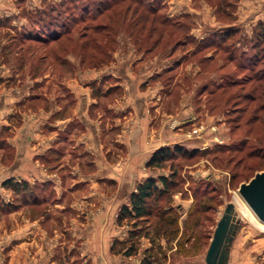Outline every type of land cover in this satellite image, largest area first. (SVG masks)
Segmentation results:
<instances>
[{"label":"rangeland","instance_id":"rangeland-1","mask_svg":"<svg viewBox=\"0 0 264 264\" xmlns=\"http://www.w3.org/2000/svg\"><path fill=\"white\" fill-rule=\"evenodd\" d=\"M60 1L0 0V93L8 96L7 103L12 105L0 127V165H11L15 149L10 140L30 115L39 124L45 114L49 118L51 110L54 123L68 121L54 137L55 143L63 144L54 143L56 148L45 152L49 157L46 165L53 167L47 172L52 181H27L32 189L24 193L4 186L14 177L0 184V264H139L145 249L152 245L156 264H205L225 206L235 203L241 182L264 170V111H257L263 118L248 126L247 119L255 114L254 103L248 105L241 96L252 84H259L251 77L263 65L253 66L252 58L264 47L255 38L258 31H264L260 27L264 0H142L167 19L164 24L157 23L152 32L150 23L139 19L140 14L138 21L127 18L135 14L134 8L127 17L112 11L93 20L98 0H79L77 5L63 8L58 6ZM52 7L55 10L50 12ZM65 8L72 13L71 20L77 16L85 19L77 29L89 31L86 35L97 40L93 55L99 59L94 67H81L80 47L35 41L36 30L51 22L50 18L42 21L40 11L53 17L62 14L60 22L72 26L71 20L64 19ZM103 23L109 25L110 34L96 32L102 31L99 25ZM150 32L153 35L148 36ZM226 33L231 34L223 41ZM83 91L90 93L88 118L96 120L101 113L103 127L115 122L117 134L128 120L118 108L128 106L129 100L135 109L141 95L151 93L153 108L160 106L164 120L181 136L168 146L179 145L187 153L197 151L191 157L175 156L161 169L150 170L145 165L151 177L178 170V186L160 202L179 213V232L174 238L157 236L152 225L150 235L139 239L135 255L116 253L121 245L112 249L113 242L126 240L131 230V224L116 221L129 194L113 216L116 233L111 235L107 228L104 243L94 242L92 225L97 207L88 203L87 184L78 183L75 176L77 166L85 173L93 170L87 163L90 158L77 159L84 154L80 138L88 132L77 115ZM116 101L122 102L117 111L113 108ZM154 110L151 113L155 114ZM247 138L249 146L243 153L235 151ZM112 144L117 148L121 145L117 140H111ZM100 183L103 194L114 190V186L109 190L105 182ZM200 201L206 210L191 218L190 211ZM235 212L239 227L227 264H264V229L237 206ZM99 215L104 226L103 213ZM28 220L37 221L35 229ZM18 233L23 237L13 239ZM18 242L22 243L17 254L13 250Z\"/></svg>","mask_w":264,"mask_h":264},{"label":"crops","instance_id":"crops-1","mask_svg":"<svg viewBox=\"0 0 264 264\" xmlns=\"http://www.w3.org/2000/svg\"><path fill=\"white\" fill-rule=\"evenodd\" d=\"M109 72L111 73V71ZM89 85H91L90 81H87L85 84L86 88H89ZM0 95L1 127L6 123L12 105L7 103L8 96L6 97L5 94L1 93ZM128 95L131 99L132 93L130 92ZM152 96L149 92L142 94L141 98L137 101V108L135 109L129 100H126L128 106L118 108L120 111L124 110L126 114L124 113L123 119L128 120L124 123L120 134H117L118 124L115 122L111 124L107 123L103 127L102 121L105 118L101 113L95 117L96 120H90L88 118L87 111L91 100L90 93L87 91L81 92L77 115L88 132L80 138L78 144L83 147L84 154H82V157H80L81 154L78 155L79 157L77 156V159L90 158L91 160L87 161V163L92 164L93 170L91 173H85L83 168L77 166L78 169L75 176L78 179V183L85 182L87 184L90 190L86 195L87 199H89L88 203L97 207L94 213L97 212L98 214L96 213L93 218L92 225L94 228L93 237L95 243L99 241L100 243H104L103 239L108 237V233L106 234L107 228L111 230V235L114 232L116 233L113 216L119 206L126 202L128 195L133 191L136 183L152 176V173L146 169L145 165L155 150L159 147L173 144L179 141V137H181L173 131L174 126L170 128V122L164 120L165 113L163 114L162 109L159 108L160 106L153 108L154 101ZM117 104H122V102H115L113 106L115 111H117ZM50 109L53 110L52 107ZM153 110L155 114L151 113ZM48 116L49 118L45 114L44 119H42L43 121H39V124H37V119L33 116L32 119L30 115L28 121H24L15 130L16 134L10 140L11 145L15 149V155L8 168L0 165V184L8 177L34 182L53 180L51 175L48 176L47 174L53 167L51 165L47 166L38 157H41L48 149L52 152V148H56L54 145V137L58 131H63L68 126V121L60 120L54 123L52 121L54 113L51 110ZM153 117L156 119H153ZM111 140L114 142L116 140L119 141L121 143L119 148L113 144L111 145ZM56 143L63 144V141H57ZM123 150L125 152L124 154L116 153L117 151ZM100 182H105L109 190L110 187L112 188L114 186L112 193H104L107 197H104L105 195L101 191ZM99 213H103L104 219H102V222H105L104 226L101 223ZM28 224L35 229L37 221L28 220ZM28 232H30V229H28ZM19 233L13 239L19 240L23 237ZM20 243L22 242L16 244V246H19H17L18 249L15 247L16 250H13L17 251V254L20 253Z\"/></svg>","mask_w":264,"mask_h":264},{"label":"trees","instance_id":"trees-1","mask_svg":"<svg viewBox=\"0 0 264 264\" xmlns=\"http://www.w3.org/2000/svg\"><path fill=\"white\" fill-rule=\"evenodd\" d=\"M79 0H61L58 6L65 7L66 5H77ZM74 7V6H73ZM53 8V7H52ZM49 9L50 12H53L55 9ZM76 8V7H75ZM96 14L93 20H96L101 15L106 14L109 16L110 12H118V14L124 15L127 17L130 10H133L134 13L127 17L132 22L134 20L138 21L139 19H144L145 22L150 23L151 32L155 29L157 23L164 24L167 22V19L160 17L159 10L148 4L144 3L142 0H98L96 4ZM66 9V8H65ZM64 19L71 20L72 13L69 12V9H63ZM40 16H43L42 21H46L48 18L51 19L49 26H40L38 34L35 36V41L47 45L48 43H70L73 47H80L81 51V67H94L96 62H98L97 56L93 55L95 44L97 42L96 38L93 35L87 36L86 33L89 31H79V23L84 22L85 19H80L75 13L73 16H77L75 19L71 20L70 25H66L64 20L60 22L62 14H58L53 17L46 14L45 10L38 12ZM137 14H140V18ZM71 17V18H70ZM137 18V19H136ZM139 18V19H138ZM41 19V18H40ZM38 19V21H40ZM102 31H96L98 34L100 32H109L110 28L107 23L101 25ZM76 27V29H74ZM260 27L264 28V23L260 24ZM264 30V29H262ZM258 31V30H257ZM148 36H151L153 34ZM228 32V31H224ZM108 35V33H106ZM110 34V32H109ZM231 33H226L222 36L223 41H225ZM256 42L259 44H264V31H258L255 35ZM257 45H255L256 47ZM262 46V45H261ZM66 52V51H65ZM68 52V51H67ZM263 65L260 67L253 75L252 80L259 82V84H252L248 93L242 94L247 100L248 105L253 104L254 115L248 118L246 124L249 126L254 121L263 118L262 115H259L257 111H264V47L261 52L256 53L252 58V65L257 66L258 64ZM256 94V95H255ZM258 101V102H257ZM251 106V105H250ZM249 106L245 107L247 109ZM244 109V110H245ZM255 119V120H254ZM3 129H5L3 127ZM250 132V130L248 131ZM248 137V136H246ZM4 140V139H3ZM248 138L243 140L241 145L234 149L238 153H243L246 147L249 146ZM8 147V146H7ZM253 148V147H251ZM197 151H191L187 153L179 145L173 147L162 146L159 147L152 154L150 159L146 163V167L150 170L161 169L165 166L166 162L173 161L175 156L187 155L189 157L194 156ZM253 149L249 154H253ZM252 156V155H251ZM41 161L47 162L49 157H46V153L41 157H38ZM173 166V165H171ZM247 181V180H245ZM244 182V181H243ZM5 187L12 188L16 192H26L30 189L27 181H16L15 179H8L4 183ZM178 186V170L175 168L171 170L170 175L159 174L157 177H148L145 180L137 183L135 190L132 191L129 195L128 203L123 204L117 214L116 221L119 225L131 224V230L129 236L126 240H115L112 245V249L115 248L116 244L121 245V249L116 253H121L124 256H133L135 255L136 245L141 237H148L150 235L149 230L153 225V230L157 236L163 235L168 238H174L179 232L178 226V212L170 206H164L160 204L163 201L165 195L170 196L174 189ZM197 191H194V197L197 199ZM168 202V201H167ZM206 207L203 202L200 201L199 204L190 211L189 216H196L199 212L205 211ZM176 211V212H175ZM153 220V224H150ZM186 223H189V219L186 220ZM140 224H146L144 227H139ZM153 245L149 248H146L144 251V257L141 259L139 264H156L157 258L153 253Z\"/></svg>","mask_w":264,"mask_h":264},{"label":"water","instance_id":"water-1","mask_svg":"<svg viewBox=\"0 0 264 264\" xmlns=\"http://www.w3.org/2000/svg\"><path fill=\"white\" fill-rule=\"evenodd\" d=\"M238 195L256 218L264 224V170L256 171L248 180L241 182ZM239 227L234 203H228L218 220L205 255V264H227L230 246Z\"/></svg>","mask_w":264,"mask_h":264},{"label":"bare ground","instance_id":"bare-ground-1","mask_svg":"<svg viewBox=\"0 0 264 264\" xmlns=\"http://www.w3.org/2000/svg\"><path fill=\"white\" fill-rule=\"evenodd\" d=\"M235 206H237L240 211L245 214L246 216H248L251 220L253 221H257L258 225L260 226V228L264 229V224L260 223V221L258 219H256V217L248 210V206L244 203L243 200H241V198L239 196L235 197Z\"/></svg>","mask_w":264,"mask_h":264}]
</instances>
